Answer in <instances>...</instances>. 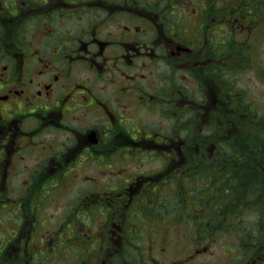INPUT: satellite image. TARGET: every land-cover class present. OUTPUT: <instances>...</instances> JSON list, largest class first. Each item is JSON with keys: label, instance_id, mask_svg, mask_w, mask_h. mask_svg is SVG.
<instances>
[{"label": "flooded vegetation", "instance_id": "flooded-vegetation-1", "mask_svg": "<svg viewBox=\"0 0 264 264\" xmlns=\"http://www.w3.org/2000/svg\"><path fill=\"white\" fill-rule=\"evenodd\" d=\"M263 50L264 0H0V264H154L160 244H144L134 231H148L153 213L144 175L107 198L108 190L96 189L74 203L76 214L91 206L94 227L72 224L70 211L53 212L71 161L124 157L140 141L163 149L178 171L183 162L212 159L183 153L188 138L165 136L163 123L135 139L141 129L124 115L134 110L161 113L163 121L172 112L176 128L186 113L203 133L215 115L239 114L258 142L254 153L239 155V207L263 230L264 110L235 85L250 69L264 84ZM208 137L196 146L211 145ZM154 215L163 223L162 211ZM236 238L221 264H264V252L248 253L239 244L244 235ZM208 250L195 246L187 259L156 262L192 264Z\"/></svg>", "mask_w": 264, "mask_h": 264}, {"label": "rangeland", "instance_id": "rangeland-1", "mask_svg": "<svg viewBox=\"0 0 264 264\" xmlns=\"http://www.w3.org/2000/svg\"><path fill=\"white\" fill-rule=\"evenodd\" d=\"M257 62L264 64V50L257 58ZM235 85L245 89L247 97L256 99L257 106L263 108L264 110V84L254 72V70H247L245 73H243L241 78L237 77ZM124 115L127 120L129 119L128 121L131 123V125H133L136 131L141 129L139 135L142 133V130H147V133L143 132L142 137L137 134V136L134 137L135 139L149 137L148 135L153 134V131L158 130L157 127L163 123V126L165 127L164 134L167 137L175 138L176 131H179L182 138H188L189 141L187 145L181 144V150L183 153L186 154V151L189 152V149H191L195 154H198L195 152L197 148L196 144L199 142V137L202 135H200L199 125L196 126L194 123H190L188 120L189 114L185 113L183 116L180 128H176L174 125V113H170L168 111L165 112L164 121L161 118L163 114H158L157 112H139L134 110L133 114L127 113ZM259 116L264 118V111ZM231 125L233 126V123H231ZM259 130L264 135V125H261ZM235 132L237 136H240L241 140L242 136L246 134L245 130H242L239 135L238 130ZM139 143L140 145H133L130 149H128L126 151L127 154L124 157H118L116 156V152H114L111 156L105 157L103 160L98 158H87L82 160L78 166H75L73 172L77 173L69 177L68 184L63 188V191L57 190L55 194H53L52 202L54 216L56 217L63 213H65L66 216L70 211V217L73 218V221L71 222L72 224L78 223L81 225L82 223H86V225H93L95 221L90 217V213L81 211L76 214V210L72 203H80L81 201H84L86 195H84L82 192L94 190L97 188V186H100L102 190L106 188L109 190V193L106 194L107 198L111 195V189H119L126 186L127 181L131 179L132 175H144L146 187L148 188L154 184L152 181H157L159 179L161 182L166 181L165 184L169 186V191L173 190L175 183L180 182L179 184L182 185L180 178L185 177V174L176 172V167H173L175 166V163H173L172 160H169L168 156L163 154V149L161 151L157 149L151 150V148L157 146H154L153 144L147 145V143L143 141H140ZM207 162H212V160H208ZM172 167L173 169L171 171L170 169ZM172 178L174 182L170 181ZM196 182L197 184L199 183L197 180ZM91 186L93 187L91 188ZM167 186L165 188H162L163 186L150 188L148 191V196L150 194L153 195V193H161L162 191V193L168 192L165 191ZM177 195L178 192L176 191L172 194L170 193L167 199H161L163 200L161 207L164 208L163 211H165V213L168 212L167 210L172 209V203L176 201ZM192 199L193 197L187 189L186 203L192 202ZM145 202L148 203V200L146 199L144 203ZM148 214V231H143V229L140 231H134L138 232L141 237L144 234V240L142 241L144 244H151L152 242L157 243V241L160 244L161 249L158 248L156 252H151L154 264H157L156 259L158 261L160 259L165 260L167 261L166 263H169V261L173 259H187L189 257L188 255H190L195 246L200 248L205 245L207 248H209L208 252L200 254L195 258V262L192 264H221L219 259H225L224 255H228L235 246V244L230 243L236 242L238 240L236 237H238L239 234L234 230L227 232V234L223 232L218 233L214 238L209 237L199 239L197 237H199L200 234H206V231L196 230L195 232H189L194 228V226L197 225V222L194 220V218H190L191 224L190 226L186 225L185 229L178 223L164 225L162 222L159 223L158 221H155L154 214L157 215L156 210H154L153 213ZM138 217L141 218V216ZM245 217L247 219H253L254 215L246 214ZM103 219L104 217L100 215L99 211L97 210V227L103 221ZM133 222L137 223L135 220ZM139 225L142 226L141 224ZM129 226L136 228V225L134 226L133 224H129ZM147 238H149V240H147ZM215 239H217L218 242H215ZM226 240H228L229 243H226ZM150 259L152 260V258Z\"/></svg>", "mask_w": 264, "mask_h": 264}, {"label": "trees", "instance_id": "trees-1", "mask_svg": "<svg viewBox=\"0 0 264 264\" xmlns=\"http://www.w3.org/2000/svg\"><path fill=\"white\" fill-rule=\"evenodd\" d=\"M227 115L228 118L226 117L222 124L212 125V134L208 137V143L212 141V143L218 145L215 150H210V152L221 156L219 160L213 165H205V161L198 160L196 167L192 165L193 162H189L185 169L189 168V173L192 172L193 175H186L185 178L192 185L184 186L179 184V181V183H173L172 191L168 189V192L163 193L164 195H155L153 202L158 204L161 199H167L170 193L177 191V199L172 203V209H166L168 212H163L165 224L169 220V224L186 225L190 222V218H194L197 226L205 229L207 235L233 229L240 236L243 237L244 235V238H246L245 241H239V244L244 242L248 253L264 252V227H262L263 230H260V227L253 225V221H246L244 218L246 210L239 207L241 203V182L239 179L243 171L241 162L244 161L240 156L244 152L254 153V147L257 143L256 131L253 129L250 131L243 126L242 122L236 127L230 125L229 123H238L240 119L231 116V114ZM221 116L224 117L226 114ZM227 121L228 126L225 125ZM244 129H247L246 134L242 136L241 140L235 131L238 130L239 135ZM225 135H231L230 140L220 138ZM202 152L204 153V151ZM189 153H192V150ZM196 180L199 185L194 183ZM252 180L253 178L249 180V188L253 191L252 184L254 183ZM170 181L174 182L173 178ZM187 189L193 197L190 203H186ZM157 199H159L158 202H156ZM158 207H161V205L158 204L156 208L158 209Z\"/></svg>", "mask_w": 264, "mask_h": 264}]
</instances>
